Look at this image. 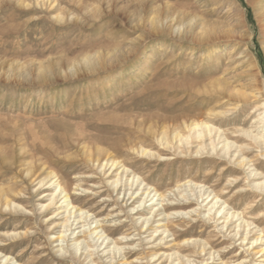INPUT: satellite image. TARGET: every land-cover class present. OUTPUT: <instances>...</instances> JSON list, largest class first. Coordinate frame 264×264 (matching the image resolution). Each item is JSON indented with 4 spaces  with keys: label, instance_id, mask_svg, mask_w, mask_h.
I'll return each instance as SVG.
<instances>
[{
    "label": "rangeland",
    "instance_id": "374dc122",
    "mask_svg": "<svg viewBox=\"0 0 264 264\" xmlns=\"http://www.w3.org/2000/svg\"><path fill=\"white\" fill-rule=\"evenodd\" d=\"M263 110L264 0H0V264H80L70 246L77 234L95 243L82 233L94 217L91 228L110 236L89 258L78 251L82 264H109L117 240L125 249L114 264H171L170 254L176 264H261L232 237L240 220L222 229L221 216L238 211L264 230V190L255 186L264 181ZM194 121L214 128L205 142L165 147L153 138L159 128L192 135L185 127ZM99 153L120 162L113 175L103 174ZM117 172L122 184L133 173L140 180L114 190ZM55 175L80 198L77 213L90 215L71 218L62 242L66 208H42ZM147 186L167 194L165 204L201 213L174 219L166 234L163 215L139 229L151 211L136 223L133 207ZM204 191L226 202L217 220ZM4 195L15 202L6 207ZM153 196L146 207L163 210ZM196 241L208 244L202 254Z\"/></svg>",
    "mask_w": 264,
    "mask_h": 264
},
{
    "label": "bare ground",
    "instance_id": "6f19581e",
    "mask_svg": "<svg viewBox=\"0 0 264 264\" xmlns=\"http://www.w3.org/2000/svg\"><path fill=\"white\" fill-rule=\"evenodd\" d=\"M262 114H263V116H262V118H260L261 119L260 122H263V124H264V110H263ZM185 128L189 129V131H193V134L192 135H188L186 137H183V136H181V133L179 131H177V130L169 131L167 128L166 129L165 128H159L158 130L154 131V133L152 135L154 136L153 138L156 139L159 142V144H161V145H163L165 147H169L174 142H175V144L178 143L179 146H181L180 144H184V143L189 144L188 142H190L192 139H194L195 141L205 142L206 137L208 135H211L212 131L214 130V128L211 125H209L206 122H202V121L201 122L194 121V122H191L190 124H186ZM255 138H257V137H255ZM117 143L115 142L114 144H117ZM203 146H204L203 143H201L200 148L198 149L197 153H200V151L203 148ZM224 148L226 150V153L228 154L229 150L231 148L230 143L226 142L224 144ZM214 149H215V146H214ZM141 153L142 154L153 155V153H151L148 149L143 148V147H141ZM262 153H264V152H262ZM100 158H101V154L99 153V155H97V159H95V160L97 161V164L99 165V167H101L102 170H104L103 174H106L107 172H109L110 175H113L114 172L118 170V168H119L118 165L120 164V162H118L115 159H109V158L108 159L107 158L103 159L104 160V162H103L102 158L101 159ZM90 161L92 162L93 160L90 159ZM245 162H246V158L242 157V159L239 160L238 163H240L241 165H243V164L246 165ZM121 167H123V171L128 172V168H126L125 165H121ZM133 174L134 175H133L132 181L130 183L126 182V183L122 184V175H120L117 172L116 176H115V180L111 183V186H113L114 190H117L118 186L121 185L120 189H118L119 191L121 190V188H123L122 190L125 191L127 187L131 191L132 188H133L134 183L138 182L140 180V176L138 174H136V173H133ZM254 176H256L258 178V176H259L258 171L255 172ZM56 177H58V176L55 175V178ZM45 180L46 179L41 180L40 185L44 186V181ZM55 182H57V184L55 185V189L57 191L51 194L52 196H50L51 197L50 198V202L47 205H43L42 208L47 210V209L51 208V206H53V205H55L57 203H60V202H61V205L57 206V208L58 209L66 208L65 211L67 213V216L65 217V223L63 224V227L65 228V230H63V232H61V234L58 237V240H60L62 242V241H67L66 232L68 231V229L72 225V224H70L71 218L75 217L74 220H76L79 217V219L80 218H85V220H86L88 218V216H90V215H88V211L87 212H85V211H81L80 212L79 211L80 213L79 214L77 213L78 209L74 205V202L77 201L80 198L75 196L74 193L70 192L69 186L67 185V183L64 180H61L58 177L56 179V181H54L52 183V185ZM141 182H144V179ZM47 183H45V184H47ZM255 186L257 188L261 189V190H264V181L257 183ZM77 187H80V186H77ZM179 187L180 186H178L177 188H179ZM149 190H150V187L147 186L146 189H144L141 192L140 196L147 195L146 197H143V198L142 197H138V194L141 191L140 188H135V191H133V193L131 195V198H133L134 195H135V197H136L135 200H138L139 198H142L141 200L137 201L138 202L137 206L133 205V206H135V207H133V210L137 209L136 214L139 215V217L136 218V220H135L136 223H139L140 221H142V217L144 216V211H146V210H150L151 211L150 217H145V219L141 222V225H140L139 229L150 225L151 220L153 218H155L156 216H158V215L162 216L163 215L164 219L167 220V224H163V229H161V233L162 234H166V233H168L170 231L168 223H173L175 221L174 219L180 220V218H184V217H187V216L191 217L192 216L191 215L192 212H194V213L196 212V213H199V214L201 213L197 209H192L191 210L192 212H190V211H182V209H179V208L183 207L184 205L183 206H179V205H168V204H165L164 202L167 199V194L159 193V190H157L156 188H153V190H151V191H149ZM153 192H154V196L151 197L150 200H153L156 196H159L160 205H161L163 210L157 209L155 211L154 208H155V206L157 204H155L154 202H151V204H150L151 207H149V208L146 207V203L148 201V196L150 194H152ZM206 194H207V197H206V199H203L202 202L207 200V199H210V197H212L209 200V202L207 203V205L211 203V205H209L208 213L212 214V211L215 210V212L213 211L214 214L211 215V216L209 214L208 218L209 219H216L215 214L216 213L217 214L220 213L222 210H224L226 208V202L224 201L221 204H219V202L221 200V198L219 197V193H216V192H213V191H211V192L204 191V193L200 194L199 197L202 198ZM60 195H62V196L60 197ZM183 198L187 199V197H185V196H183ZM4 199H5L6 207H9L12 202H15V201H9L8 200L9 198H8L7 195H4ZM61 200H63V201H61ZM168 200H170V199L168 198ZM63 203H66V204L63 205ZM143 205H144V207H142ZM141 207L143 209H140ZM167 209H171V211L167 212L166 211ZM83 215H85V216H83ZM184 215H186V216H184ZM221 217L224 218V221H223L224 224L222 225V229L225 228L229 222H232L233 219H235V221H239L240 220L238 222V224H236L234 226V228L232 229L233 230L232 237L234 239H236L239 236L238 240H240V244L243 247L248 245L247 250H250L249 252H252L254 255H260L259 256L260 262H262L261 264H264V230L262 228H260L259 226L251 227L254 223L245 220L244 217L241 216V213H239L238 211L227 210ZM94 223L98 224L100 222L98 220H96L95 217H94V220L91 223H87V224L83 225V227L88 226V228L86 230L85 229L82 230V233L86 234L88 238H92V240H94V241L96 240L95 243H93L92 245L87 244L85 242L86 238L84 237L83 239H81V238H79L80 235H78V234L75 236V240H73V243H71L72 245L70 246V248L73 251V252L70 251L71 252V257L73 258V260L75 262H79L80 264H82L81 261H80L81 259L77 258V256H76L78 251H82L83 250V252H81V256L83 255L85 258H89L90 256H93L95 254V252H92L89 248L94 247L99 242V240H101V239H102L101 243H104L105 241H107L109 239L110 235L107 233L106 230L104 231L103 229H99V226H97V225H95V227L91 228ZM148 229H152V228H148ZM241 229L243 230V233H241ZM153 232L157 233V232H159V229H155V230L153 229ZM231 232L232 231H230V233ZM251 233H254L255 236L254 237L253 236L250 237ZM73 234H75V231H73ZM129 236H130V234H125L124 236H122L121 240H123L125 238H128ZM167 237H168V235L162 237L160 239V241H163ZM117 242H119V241L117 240V241L114 242V247L112 248V251H113L114 255H113V257H111V262L109 264H114V261H112V260L116 258L115 254L118 253L120 255V252L125 249L123 246L118 245ZM186 243L189 246L190 243L189 242H186ZM193 243H194L195 247H198L200 249V254L205 252L206 247L208 245L206 242H202V244H201L198 241H196V242H193ZM98 246H100V245H98ZM68 247L69 246L64 247L63 245H61L60 250L64 251V252H68ZM108 247H109V245H107L105 248H108ZM163 255H165V254H163ZM149 256H151V260H152V259L156 258L158 256V254L156 252H153ZM209 256H210V258H212L214 256V252H209ZM165 257L171 259V264L174 263V262H175L174 264H176V260L177 261L180 260L179 257H176V259H173V254L165 255ZM165 257H163V258H165ZM1 258L3 259V262H5V261L9 262L12 259L9 255H3V257H1ZM160 258H161V256L159 257V259ZM183 258L185 259L186 262L190 263L192 261L190 259V257H186L185 255L183 256ZM244 262H246L245 259H243L240 262V264H243ZM12 264H22V263H20L18 261H15ZM91 264H99V262H97L95 259H92L91 260ZM116 264H118V262H116ZM123 264H132V263L128 262L127 258L125 257V261L123 262Z\"/></svg>",
    "mask_w": 264,
    "mask_h": 264
}]
</instances>
